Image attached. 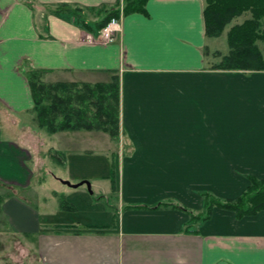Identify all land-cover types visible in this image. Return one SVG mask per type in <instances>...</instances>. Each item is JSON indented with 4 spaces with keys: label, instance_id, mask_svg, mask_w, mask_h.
<instances>
[{
    "label": "crops",
    "instance_id": "1",
    "mask_svg": "<svg viewBox=\"0 0 264 264\" xmlns=\"http://www.w3.org/2000/svg\"><path fill=\"white\" fill-rule=\"evenodd\" d=\"M125 4L0 0L1 202V183L12 185L0 222L16 240L36 236L25 264H264V211L239 219L215 207L207 217L203 197L231 202L252 179L264 182V71L215 69L226 55L207 36L205 0H149L148 15L129 16ZM114 8L121 31L105 43L96 25ZM32 70L48 83L119 78L121 212L112 226L52 229L61 224L35 208L38 159L59 133L20 125L35 108Z\"/></svg>",
    "mask_w": 264,
    "mask_h": 264
},
{
    "label": "trees",
    "instance_id": "2",
    "mask_svg": "<svg viewBox=\"0 0 264 264\" xmlns=\"http://www.w3.org/2000/svg\"><path fill=\"white\" fill-rule=\"evenodd\" d=\"M149 0H125L124 15H148ZM76 15V11H72ZM60 14V12H58ZM250 14L243 24L228 32L229 54L215 66L224 71H264V0H205L206 32L209 38H219L232 22ZM120 10L114 8L97 23L101 32L113 19L119 20ZM81 25L91 30L85 22ZM46 71L27 73L35 104V121L49 135L66 131H99L108 134L118 145L121 137L120 80L109 84L48 83ZM116 190V182L113 181ZM205 213L210 216L215 207L236 213L239 219L264 211V182L252 179L249 189L237 200L222 202L210 194L203 195ZM160 207L162 206L159 205ZM62 210L74 207L62 203ZM197 217H193V220Z\"/></svg>",
    "mask_w": 264,
    "mask_h": 264
},
{
    "label": "rangeland",
    "instance_id": "3",
    "mask_svg": "<svg viewBox=\"0 0 264 264\" xmlns=\"http://www.w3.org/2000/svg\"><path fill=\"white\" fill-rule=\"evenodd\" d=\"M251 18L250 14H245L238 18L227 27L223 35L211 42L216 45V50L221 51L224 55H228L230 48L228 45V32L235 25L243 24ZM85 19L94 25L97 17L92 15ZM264 50V45L259 44ZM221 62V59L216 61ZM35 113L19 118L20 125L27 126L28 129H37V123L33 121ZM28 120L25 122L24 120ZM0 124L3 128L8 126L1 118ZM22 126H19L22 128ZM41 134H47L46 131L38 130ZM7 133V134H6ZM6 136L10 133L6 132ZM59 143L69 146L71 154L61 156L59 154ZM49 147L51 156L41 157L38 167L43 168L42 171L34 177L33 188L38 189L39 199L34 203L39 213L43 216H50V224L56 222L61 225L50 226L52 229L66 228V224H74V226L85 229L87 226H112L118 220L121 207L119 206L118 191L113 188V181L117 182V178L121 172V158L119 147L113 143L110 136L99 131H66L51 137L49 136ZM120 144V142L118 143ZM109 146H111L109 150ZM27 158L30 157L28 151ZM43 160V166L41 164ZM61 160V161H60ZM65 161V162H64ZM37 168V167H36ZM82 182H89L92 186V194L87 185H83L74 189L67 185H78ZM2 192L7 195L2 196L4 200L10 196V184L1 183ZM7 187H6V186ZM5 187V188H4ZM112 187V189H111ZM36 195L34 196V198ZM62 203L69 204L74 207L72 211L62 210ZM117 214V215H116ZM3 215V214H1ZM3 217V216H2ZM0 222V264H25L26 248L29 242L36 236H24L16 240L9 234V228L4 224V218ZM3 257V258H1ZM3 259V261H2Z\"/></svg>",
    "mask_w": 264,
    "mask_h": 264
},
{
    "label": "built area",
    "instance_id": "4",
    "mask_svg": "<svg viewBox=\"0 0 264 264\" xmlns=\"http://www.w3.org/2000/svg\"><path fill=\"white\" fill-rule=\"evenodd\" d=\"M121 31V23L117 19H113L111 23L102 31L101 41L105 43H113L117 34Z\"/></svg>",
    "mask_w": 264,
    "mask_h": 264
},
{
    "label": "water",
    "instance_id": "5",
    "mask_svg": "<svg viewBox=\"0 0 264 264\" xmlns=\"http://www.w3.org/2000/svg\"><path fill=\"white\" fill-rule=\"evenodd\" d=\"M66 184L69 185L70 187L75 188V189H77V188H79V187H81V186H83V185H87L89 191L91 192V194L93 193V192H92V186H91V184H90L89 182H82V183H80V184H78V185H71V184H69V183H66Z\"/></svg>",
    "mask_w": 264,
    "mask_h": 264
}]
</instances>
